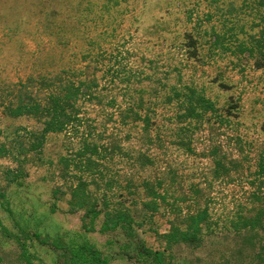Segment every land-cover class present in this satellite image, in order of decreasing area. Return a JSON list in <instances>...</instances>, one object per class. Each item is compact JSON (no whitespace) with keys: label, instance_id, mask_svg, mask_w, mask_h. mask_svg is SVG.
I'll list each match as a JSON object with an SVG mask.
<instances>
[{"label":"rangeland","instance_id":"rangeland-1","mask_svg":"<svg viewBox=\"0 0 264 264\" xmlns=\"http://www.w3.org/2000/svg\"><path fill=\"white\" fill-rule=\"evenodd\" d=\"M71 80L96 84L103 105L83 104L73 128L21 156L16 149L27 151L43 124L12 110ZM123 84L148 103L165 85L190 87L230 119L208 117L193 133L194 152L170 133L147 147L108 102ZM156 112L161 124L174 113ZM0 146L10 151L0 154V264H23L22 246L34 264H70V249L84 244L108 264H159L145 246L165 252L161 264H264V226L247 223L258 213L264 149V0H0ZM140 152L155 164L142 165ZM145 180L163 183L159 207L147 205ZM80 189L104 212L130 209L136 237L102 232L104 215L86 226ZM172 223L198 224L200 239L169 243Z\"/></svg>","mask_w":264,"mask_h":264},{"label":"trees","instance_id":"trees-1","mask_svg":"<svg viewBox=\"0 0 264 264\" xmlns=\"http://www.w3.org/2000/svg\"><path fill=\"white\" fill-rule=\"evenodd\" d=\"M184 43L189 58L191 60L196 59L199 52L194 38L190 35H186L184 37ZM61 74H65L64 71H62ZM47 86L50 89L47 96L36 99L30 98L26 100V102L22 101V103L11 112V114L16 117H23L26 115L37 117L43 124L41 132L32 134L33 139L30 140V146L27 148V151L24 150L25 147L16 149V151L19 150L18 152L21 156H27L26 152L38 153L42 151L48 135L63 133L73 128L78 120V112L80 111L81 114L83 104L96 102L97 105H103V100H105L106 97L99 96L95 88L97 85L93 84V82L87 83L84 81L80 82V80H71L67 82H57L52 85L48 84ZM163 87L164 88L161 90L163 96L160 98L158 97L159 99L156 102L148 103L144 102L142 98L134 101L128 94L127 86L123 84L112 96H109L110 99L108 102L112 105L111 107L123 110L121 113L123 119L130 123L129 126H131L130 128L132 131L135 130V138L141 145L151 147L161 144L164 142L163 133H166V137L167 134L170 133L169 135L174 137L173 139L169 138L173 144L185 148L189 152H194L192 148L195 141L193 136L194 131L206 120H210L211 116L214 114L219 115L218 109L210 99L199 94L198 90L188 87L186 90L189 92L183 93L173 86L170 87L165 85ZM113 91L114 89L112 87L109 93H113ZM119 96H123V98L119 100ZM156 105L166 107L174 112L172 115L165 116L162 124L159 122ZM104 107H107V105ZM219 117L223 121H228L230 119L227 115L223 116V113H221ZM81 119L80 117V123L82 121ZM84 146L86 145L84 144ZM6 149V147L0 146V154L10 153V151ZM213 157L216 158V164L221 166L219 159L217 160V154H213ZM138 158L142 165L144 163L146 165L155 164L151 156L144 152L138 153ZM228 161L232 165L238 163L236 160L229 159ZM256 169V177L253 184L256 185L257 192L254 195L259 208H257L258 210L256 212L258 213L255 218L249 222L247 221V223H250V225L255 228L257 226H264V149L259 155ZM225 175L229 178L230 170H226ZM140 188L151 198L148 200L147 204L150 208L153 205L159 207L161 200H165L163 196H165L164 192L166 191L162 182L156 181L154 183L153 181L145 180ZM133 189L136 188H131L130 192H134ZM74 197H80V204H78V207L86 211L84 216L86 221H88L86 226L94 229L95 221L101 215H104L107 220L101 227L102 232L106 233L108 231L122 229L126 236L136 237L137 231L134 228V218L130 214V209L126 208V206H122V208L114 212L111 210L104 212L102 208L99 209L96 204H93L94 202L90 200L89 194L86 193L85 189H80V193L76 192ZM133 197L134 202L140 201L139 199L135 201L136 198L134 194ZM108 204L111 206V203ZM199 233L200 228L198 224H193V226L191 225L183 229L179 224L172 223L171 229L165 237L169 243H175L178 241H189L190 239L195 240L199 238ZM164 253L165 252H153L146 248V246L142 249V254L155 259L159 264L162 263ZM21 261L23 264H34L32 256L24 246H22ZM70 264H108V260L104 258L102 253L96 250L94 246L84 244L73 246L70 249Z\"/></svg>","mask_w":264,"mask_h":264}]
</instances>
